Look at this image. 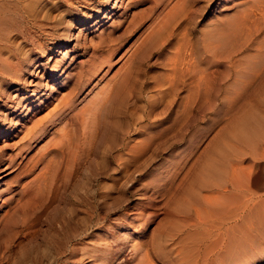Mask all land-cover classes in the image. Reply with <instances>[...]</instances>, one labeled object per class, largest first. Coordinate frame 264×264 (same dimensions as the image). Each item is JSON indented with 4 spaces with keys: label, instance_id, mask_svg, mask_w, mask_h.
<instances>
[{
    "label": "rangeland",
    "instance_id": "rangeland-1",
    "mask_svg": "<svg viewBox=\"0 0 264 264\" xmlns=\"http://www.w3.org/2000/svg\"><path fill=\"white\" fill-rule=\"evenodd\" d=\"M195 1L194 5L191 3L194 8L188 11L189 22H186L188 27L195 28L192 42L194 41L200 53L202 47L197 35L203 19L211 18L218 13L231 16L241 8L243 10L247 8L251 0H197L198 4ZM147 6L149 3L145 7ZM198 9L201 14L196 12ZM131 13L130 7L119 5L112 8L110 18L102 24L80 27L85 29L84 32L88 36L87 42L90 44L87 43L88 47L91 49L93 44L99 45L100 42L102 44L99 47L104 44L106 46L117 39L124 31L119 26L120 23H123ZM179 24L175 27L183 30V26ZM175 27L173 32L170 31L173 34L172 39L168 37L167 32L166 36L159 38L157 44L155 42V45L151 46L153 48H149L139 60L137 66L142 65L133 70V73L137 71V74L135 73V77L132 74L122 91L123 95L120 94L122 96L117 99L121 97V102L115 100L121 104L114 102L119 108L116 109L115 106L114 109L111 108V115L109 114L106 120L109 123H105L107 130L104 126L105 136L104 132H100L103 135L98 133L95 142L93 140L94 143L90 144L93 146L87 147L88 150L85 149L87 152H82L83 156L80 152L78 165L75 162L77 167L74 165L72 167L76 168L70 169L73 170V177L68 176L71 171L65 169V166L60 167L64 169L63 171L58 168L55 173L51 169L50 173L45 170L42 178L45 175L46 179L40 177L39 181L40 184L45 181L48 184H42L44 187L40 188L39 182L31 179L39 169L36 151L32 149L27 151L25 146L21 148L23 144L20 141L17 144L18 138L24 134L20 131L19 124L7 134L0 131L2 133L0 171L7 168L2 171L3 177L0 179V215L3 214L1 205L5 206L17 198L19 184L15 183L16 177L26 178L22 179L23 185L28 183L25 198L31 207L35 205L33 208H39L34 209L37 213L34 212L33 216L28 218V226L26 225L22 231L33 240L31 245L34 247L31 248L29 244L23 250L21 264L28 258L27 255L31 254L32 259L35 255V260L29 257L25 264H35V261H38L37 264L40 262V264H99L98 262L103 261L107 263V260L109 261L107 264H113L117 259L124 260V264H134L136 262L132 263L129 259L128 247L135 242L148 250L151 264H183L186 261L188 264L190 262L194 264L192 257L195 254L197 257L200 255L198 258L195 257L198 260H195V264L203 262V264H264L263 245L261 254L242 255L247 252L245 247L248 249L251 247L249 241L251 245L256 241L257 244L259 242L264 244V235H261L264 223L261 225L255 221L264 219V121L263 130L258 129L254 132L256 130L254 129L250 132L247 137L249 141L247 138L242 141L235 139L233 132L241 126L244 118L247 119L251 115L255 114V117L264 120V72L256 76L250 75V79L247 74L235 76L230 63L210 56H206L207 60L199 56L198 68L200 66L199 70L207 71L206 75H202L204 72L197 73L199 78L203 76L199 79L194 77L197 75L195 73L184 75L179 72L181 75L178 74V77L177 72H173L170 66L169 69L174 73V80L171 77L173 80L171 81L169 76L172 72L167 65L173 61L172 53L175 57L180 43L178 42L180 36L177 37L179 29ZM77 32L75 37L78 38L70 43L68 50L66 49L75 56L66 73L64 71L58 76L48 75V67L53 63L48 60L45 62L47 67L39 68L36 76L28 80L29 85L26 87L30 95L27 94L26 99H30L29 103L34 106L30 107L33 112L24 115V119L27 116L32 118V115H36L34 120L37 116L39 120L44 119L43 115L46 116L52 106L58 107L60 102L57 103V99L60 100L58 97L63 92L68 93V90L72 91L77 87L76 83L80 82L79 73L82 68L84 70L83 62L86 58L82 57L84 46L78 42L80 37ZM89 38L93 40V44L92 41L91 43L88 41ZM255 51L257 50H251L250 53L254 56L256 54L252 52ZM256 53L258 55V51ZM251 54L247 55L251 57V64L256 67L258 62L254 61H258L259 58L260 65L256 68L263 65L264 69V55L259 54L255 59ZM201 57L205 59V63ZM169 80L172 86L168 83ZM1 109L2 104L0 112ZM116 113H119L118 116ZM21 121L22 119L19 120ZM13 144L16 145L14 148ZM16 147L18 150L22 149L18 154ZM119 154L122 155V159L125 156L122 164ZM2 155L6 156L1 157ZM8 155H17L13 162L14 168L5 165ZM81 158L83 159L80 161ZM17 217L0 219L1 228L9 225L17 228L20 222ZM195 219L203 220L196 223ZM200 221L207 223L204 222L203 225L204 223ZM244 222L245 226L251 227L248 230L252 229V232L246 231L247 227L245 229L242 225ZM199 224H202L203 230ZM195 225L199 228H193ZM239 227L243 230L239 231ZM14 230V232L10 229L4 230L0 234L4 236L11 231L10 234L17 233L19 241H22L21 230ZM188 232L190 235L192 232L191 236L194 237L190 239ZM202 232L208 235L204 236ZM246 232L250 237L247 238ZM253 232L255 234H252ZM241 234L245 235L239 236ZM108 235L114 240L117 238L112 243L110 251L94 245ZM201 238L204 242L200 241ZM234 242L239 245H235ZM157 243L159 244L155 246ZM64 245L66 248L62 249ZM240 245L243 248L239 249ZM157 247L161 248L160 251L156 250ZM202 253L205 256L207 253L210 254L208 259L202 257ZM186 255L192 257L188 258ZM204 257L209 260L207 263Z\"/></svg>",
    "mask_w": 264,
    "mask_h": 264
},
{
    "label": "bare ground",
    "instance_id": "bare-ground-1",
    "mask_svg": "<svg viewBox=\"0 0 264 264\" xmlns=\"http://www.w3.org/2000/svg\"><path fill=\"white\" fill-rule=\"evenodd\" d=\"M193 2L194 0H0V104H2V109L0 112V131H2V133L7 134L12 128H15L16 125L19 124L21 128L20 131L24 132V134L20 138H18L19 140L17 141V144L20 141L23 145L21 147L19 146L20 145L19 144L18 145L19 147L23 148V146H25L26 147L25 149H27V151L28 150L30 151L31 149L36 151V156L38 158L37 160L38 162L36 163L39 164V169H37L38 172L34 174L33 176L34 178L31 179L32 181L34 179V181L37 183L39 182V185H41L40 188L41 187L43 188L44 185L42 184L46 183L45 181V183L43 182L42 184H40L39 181L40 177L42 178V173H44L45 170H47L48 173H50L51 170L52 171L54 170L55 173L56 169L58 170V168H60L61 166H65V169L71 171V174H69L68 176L71 175L73 177L74 175V174L72 175L73 170L70 169L77 167L78 165L77 159L79 158V155H81L82 152L84 151L87 152L88 148L93 146L90 144H92L94 139L95 140L97 139L95 136H97L98 133L99 135L104 134L105 136V132L107 130L105 123L108 122V121L106 122L108 115L109 114L111 115L110 112L111 108L114 109L113 107L115 106L114 102L119 101L121 99L120 97V99L117 100L119 96L123 95L122 91H124L123 89H125L127 82H129V79H131L130 77L132 76V74L134 77L137 74L136 73L137 71H135L136 73L135 74L133 73V70L136 69V67L138 69L139 64L137 66V63L139 62V60L142 59L146 51L149 48H151V46L159 38H162L167 32H168L167 33L168 37L171 38L173 34H171L170 31H172L173 28L177 26L179 23H180L179 25L183 26V30L181 28L175 27L179 29V32L177 31L178 32L177 37L180 36L178 41L180 42L178 44V51L175 52V54L177 53L175 57H174V53H172L173 54L172 58L174 59L173 61L171 60L172 63L169 60L170 63L169 65H167L168 69L170 68V66H172L171 67L172 71L173 72L176 71L177 76L179 72L184 75L191 73L202 74L204 72L202 75L204 74L206 75L207 71H201L202 69L199 70V68H201L200 66L198 68L197 61L199 56L205 57L206 60H207L206 56H210L216 60L217 59L224 60L232 65L231 67L235 72V73L233 72L234 75L247 74L246 76L249 75V79L251 78L250 75L256 76V74L258 73L262 74L264 72V69H262L263 65L260 68H256L258 67V65H260L259 58H257L258 61L257 60L254 61V59H252V61H254L255 63L258 62V65L256 64L255 67L253 66L254 65L253 63H252L253 65L251 64V57H248L251 54L250 53L251 50L258 51V55L256 53L257 51L252 52L257 55V56L256 55L253 56L251 54L253 58L258 57L259 54L264 55V0H251L247 8H244V10L241 8L239 11H236V13H234L231 16H229L228 14L222 15V13H218L217 15H214L211 18H207V19L204 18L202 22V27L199 28L200 29V31L198 32L199 36L197 35V39L199 40V43L202 47V52L200 53H198L199 48L196 49L197 47L193 43L194 41L192 42L193 35H195V28L194 27L190 28V26L188 27L189 16H190L188 14V11L191 8H194L192 7L194 5ZM195 2H197V0ZM148 3L149 6L145 7ZM191 3L193 4L192 6ZM196 4H198V2ZM119 5H122L125 8L130 7L132 9V13L126 17V20L123 23H120L119 25L121 28L124 29V31L122 32L123 34L122 33L120 34L122 36L118 35L119 37L117 39L115 38V40L111 42H110L111 38H109L108 41L110 43H108L106 46L104 44L103 45L104 47L102 45H101L102 47L101 46L99 47V45L102 44L100 41H99L100 44L96 45L93 44V40L89 38L88 41H90V43L92 41L93 44V46H91L92 48L90 49V47H88L87 45V43L89 44V42H87L88 36H86L84 32L85 29L83 30L80 27L88 26L90 24L92 25L102 24L105 20H108L110 18V15L112 13V8L118 7ZM200 9H198V11L196 10V12L198 13ZM191 19L190 21L192 22ZM119 22L120 21H118V23ZM180 29L182 31H180ZM76 32L80 37V40L78 39V42H80V45L82 47L84 46V49H82V51L84 50V55H82V57H86L84 58V62L82 61L84 65V70L82 68L81 69L82 71L79 69L81 71L80 73L78 71L80 77V78L78 77L79 78L78 80H80V82H78L77 80L76 82L78 83L76 84L78 85L76 88H74V90L72 91L68 90L67 91L68 93L63 92L61 96L58 97L60 98V100L57 99V103L60 102V104L58 105V107H56L57 106L56 105L55 106L56 108L55 107L52 108L53 107L52 106L50 110L47 109L48 113L46 116L45 114L43 115L44 119L39 120L38 119L39 117L37 116L38 118L36 117L35 118L36 120H34V117L36 115H32L33 116L32 118L27 116L24 119L23 118L24 115H26L28 112L30 113L33 112L31 111L30 108L32 107L33 104L29 103L31 100L26 99L27 98L26 95L29 94L28 88L26 87V85L28 84V80L34 78L39 68L41 67L44 68L46 66L45 62L48 60H51V62H53L52 65L50 64L51 66L48 67V75L57 74L58 76V74H61L64 71H65L64 73H66L68 70V66L70 65V63H72V61L75 58V56L73 55L74 53L68 52L67 48L70 45V43H72L73 40L75 41L78 38L77 36L75 37ZM180 32L181 34H179ZM105 43H107V41ZM198 47L200 46L198 45ZM205 59L203 58L204 63H205ZM216 60H214V62H216ZM226 62L223 63L227 64ZM169 70L171 71V69ZM173 72L170 73V75L171 74L172 75L169 77L170 78L172 77L174 80ZM181 74H179V76ZM198 74L196 75L197 77L196 76L194 77L199 78ZM202 75L201 77H203ZM186 77L188 76H185V78ZM201 77L199 79H201ZM172 78L171 81H173ZM169 81L168 83L172 86L171 84L172 82ZM45 86H47V84L44 85V88ZM14 94H20V95H14ZM37 95H35V97ZM119 102H121V100ZM119 102H116V104L117 103L121 104ZM117 108H119V105H117L116 109ZM116 112H118V110ZM255 116L256 115L254 114L249 116L247 119L244 118V120H242L241 126H238L237 129H234L233 132L235 139H241V141L244 139L245 140L248 139L249 141V138L247 137L250 135V132H252L254 129H256L254 131L256 132L258 129L261 130L264 127V126L262 127L263 124L262 121L264 120L259 119ZM21 119L22 121L19 122V120ZM104 126L106 130H104L105 129ZM229 131L231 133V130ZM100 132H104V133L102 134ZM2 133H0V135ZM15 146L16 145L12 147L14 148ZM16 148L18 150V147ZM86 148L87 150H85ZM2 149H4V147ZM20 150L22 149H19L17 151V154L21 152ZM6 155H2L1 157H5ZM120 155L121 154H119V158H121L120 161L122 164L125 156H123L122 159V155L121 156ZM16 156L17 155L15 156L8 155L5 165L7 164L8 167L10 166L14 168L15 164L13 162ZM81 156H83V154ZM82 159L83 158H81L80 161ZM75 162L77 165L75 164ZM118 164H120V162ZM74 165L76 167H72ZM126 165L127 163L125 162L124 166ZM6 169L7 168L2 169L0 171V179L3 177L2 171ZM54 173L52 174L56 175ZM24 175L25 174H23V176ZM44 178L45 175H43L42 179ZM22 179H26V178L16 177L15 183L19 184V187L17 189L18 192L16 194L17 198H15L13 202L6 204L5 206L1 205V207L3 208V214L0 215V219H12V216L13 219H15L18 216L17 219L18 218L20 219V222H18L19 223L18 227L14 228L11 227L12 225H9L1 228L2 221L0 220V232H3L4 230L7 231L9 229L13 232L15 231L14 229H19L21 230L20 232H22L26 228L28 218L31 215L33 216L34 212H36L35 210L39 209L38 207H37L38 209L33 208L35 205L31 207V205H29V203L27 202L25 198V193L28 183L23 185ZM19 211L20 213L18 214ZM196 220L197 219H195V221ZM198 220H203V219H198ZM198 220L196 221V223L198 222ZM255 221L256 223L258 222L259 224L264 223V219H255ZM204 222L205 221H202L201 223ZM205 223L203 225H205ZM244 224L246 223L244 222L242 225ZM201 225L202 224H199L198 226H200V228L202 229ZM244 226L240 225L241 228L242 227L244 228ZM263 226L264 224L262 225V227ZM240 227H239V231L243 230L240 229ZM246 227L247 226H245V229ZM249 227L250 226L247 227L246 231L248 230ZM254 227L253 229L256 230L257 232V229H255ZM193 228H196V225L195 227L193 226ZM237 229L235 230L237 231ZM248 231L252 232L253 230L249 229ZM10 232L4 234V236H1L0 234V264H21L22 263L21 254H23L22 253L23 250L26 247H28L29 244L30 245L32 244L33 240L28 238L29 236L27 237L26 235L27 233L22 232L21 233L22 241H19V235H17V233L10 234ZM192 234L193 233L191 232V235ZM206 234H204V236ZM252 234L255 233L253 232ZM191 235L189 233L188 237H190ZM243 235L245 234H241L239 236L243 237ZM246 235L247 238L250 237L248 236L249 235L248 232H246ZM261 235H264V228H263V233ZM235 236L237 237V233L235 234ZM192 237L194 236H191L190 239ZM206 237L203 238L205 239ZM245 237L246 236H244V238ZM254 237L255 236H252V238ZM160 238L159 240H161ZM203 238H201L200 241ZM256 238L255 240H257ZM233 239L235 240L234 237ZM249 239L251 240V238ZM115 240L110 238V235H108L99 239L98 243L97 242L95 243L93 242V243L94 245H96V247L97 246L100 247V249L103 248L109 250L110 247L112 246V243H114ZM255 240H253V243L255 242ZM250 242L251 241L248 242L249 245L251 246L249 247V249L244 246L247 252L246 253L244 252L245 254L242 253L243 256L253 255L257 253L261 254V252H263L262 245L264 246V244L260 243L259 240H258L259 244H257L256 241L254 245L253 244L251 245ZM158 244L159 243L155 244V246ZM235 245H239V244L235 243ZM33 247L31 245V248ZM31 248L28 250L30 251ZM65 248L66 246L64 245L62 249ZM128 248L130 251L129 259H131L132 263L136 262L134 264H151L149 260L150 256L147 252L148 250L142 248L138 243L136 242L132 243ZM157 248L158 249L156 250L160 251L161 248L160 249L159 247ZM241 248L243 247H241L240 245L239 249ZM182 252L184 251H181V253ZM156 253L159 252L156 251ZM203 253H202V257L205 256ZM208 253L207 256H205L207 257V259L210 255ZM236 253L237 252H235V254ZM59 254L61 255L64 253H59ZM189 254L190 253H188V255ZM31 255H27L28 258ZM188 255L186 256L188 257ZM195 255L194 257L192 256L188 257V258L191 257L194 258L192 261L194 262V264L196 258L200 257V255H198V257ZM22 256L23 258H25L24 255ZM34 256L33 259L35 260ZM51 257L53 256L51 255ZM58 257L55 256V258ZM61 257L62 256H60V258ZM204 258L202 259L203 261ZM27 259L25 260L23 259L24 260L23 264H25V261ZM33 259L31 258V260ZM51 259L53 260L54 258ZM65 259L67 261V258ZM68 260H70V258ZM98 261L99 260L97 259L96 262ZM208 261L209 260H207L206 263ZM59 262L61 263V260H59ZM108 262L109 261L107 260V263ZM124 262L125 261L122 259H117L113 261V264H124ZM37 263L38 261H35V264ZM98 263L107 264L104 261ZM185 263L188 264L187 261L184 262L183 264ZM190 264L193 263L190 262Z\"/></svg>",
    "mask_w": 264,
    "mask_h": 264
}]
</instances>
